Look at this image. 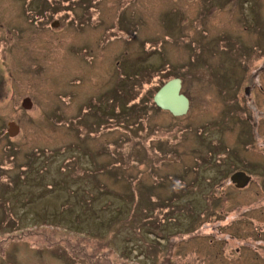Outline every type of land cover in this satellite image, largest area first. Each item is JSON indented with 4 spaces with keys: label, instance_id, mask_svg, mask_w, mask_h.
I'll use <instances>...</instances> for the list:
<instances>
[{
    "label": "rangeland",
    "instance_id": "rangeland-1",
    "mask_svg": "<svg viewBox=\"0 0 264 264\" xmlns=\"http://www.w3.org/2000/svg\"><path fill=\"white\" fill-rule=\"evenodd\" d=\"M0 264H264V0H0Z\"/></svg>",
    "mask_w": 264,
    "mask_h": 264
},
{
    "label": "water",
    "instance_id": "water-1",
    "mask_svg": "<svg viewBox=\"0 0 264 264\" xmlns=\"http://www.w3.org/2000/svg\"><path fill=\"white\" fill-rule=\"evenodd\" d=\"M153 103L162 111L168 112L171 116L179 118L186 115L189 111L190 102L186 95L182 93V81L179 78H172L164 83L154 94ZM24 109L31 107L29 98L22 102ZM8 135L14 137L19 132V127L13 122L8 123ZM251 178L244 172L237 171L230 177V182L237 188H244Z\"/></svg>",
    "mask_w": 264,
    "mask_h": 264
},
{
    "label": "flooded vegetation",
    "instance_id": "flooded-vegetation-1",
    "mask_svg": "<svg viewBox=\"0 0 264 264\" xmlns=\"http://www.w3.org/2000/svg\"><path fill=\"white\" fill-rule=\"evenodd\" d=\"M23 102V101H22ZM22 102H21V107H22ZM23 108V107H22ZM32 108V102H31V107L29 108V109H31ZM24 109V108H23ZM29 109H24V110H29ZM235 172H237V171H235ZM235 172H233V173H235ZM241 172H244V171H241ZM232 173V174H233ZM245 173V172H244ZM231 174V175H232ZM246 174V173H245ZM231 175H230V177H231ZM246 175H248V174H246ZM250 178H251V176L250 175H248ZM230 177H229V181H230ZM251 180H252V178H251ZM251 180H250V182H251ZM250 182L245 186V187H248V185L250 184ZM231 183V182H230ZM235 188H237L233 183H231ZM244 187V188H245ZM244 188H237V189H244Z\"/></svg>",
    "mask_w": 264,
    "mask_h": 264
}]
</instances>
